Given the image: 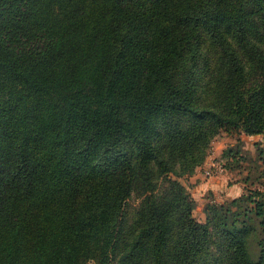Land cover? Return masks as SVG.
<instances>
[{
    "label": "trees",
    "instance_id": "1",
    "mask_svg": "<svg viewBox=\"0 0 264 264\" xmlns=\"http://www.w3.org/2000/svg\"><path fill=\"white\" fill-rule=\"evenodd\" d=\"M223 133L245 186L200 221L181 179ZM241 134L264 135V0H0V264H264Z\"/></svg>",
    "mask_w": 264,
    "mask_h": 264
},
{
    "label": "rangeland",
    "instance_id": "2",
    "mask_svg": "<svg viewBox=\"0 0 264 264\" xmlns=\"http://www.w3.org/2000/svg\"><path fill=\"white\" fill-rule=\"evenodd\" d=\"M239 138L242 141L243 150L245 153H247L248 158L254 161L257 170L262 171L264 173V168L262 166L263 164L261 163V160L259 159V156L257 154V149L260 148L264 150V135L244 136L243 134H241ZM236 144V136H230L225 133L221 134L212 142V148L210 151L211 158L213 159L212 161H218L224 164V162L220 159L221 152L229 147H234ZM242 165L243 166L234 171H230L225 168L222 173L217 174L214 177H217V179L215 180L219 182L220 188L222 186V190L225 189L227 192L228 190H230L232 194L240 193L243 191V187L245 186V184L243 183L242 179L247 175V169L245 167L248 166V162L246 161ZM260 184H255L253 188L256 189L258 188L257 186H259L260 189L264 190V177L260 179ZM132 203L135 204L136 201H133ZM198 210L199 209H197L196 212L197 217L200 214ZM87 264L94 263L88 262Z\"/></svg>",
    "mask_w": 264,
    "mask_h": 264
},
{
    "label": "crops",
    "instance_id": "3",
    "mask_svg": "<svg viewBox=\"0 0 264 264\" xmlns=\"http://www.w3.org/2000/svg\"><path fill=\"white\" fill-rule=\"evenodd\" d=\"M223 151L220 154V159ZM212 160L213 159L211 158V154H209L204 163V166L210 163ZM200 168L198 167L192 175L185 176L183 179H181V182L185 185L191 197L196 202V212L197 209H199L198 211L200 213L198 216V220L202 221L204 219L202 210L210 197H213L217 202H223L224 200L238 197L242 192L232 194L230 190H228V192L225 189L222 190V186L220 188L219 182L215 180L217 179V177L206 179L199 171Z\"/></svg>",
    "mask_w": 264,
    "mask_h": 264
},
{
    "label": "built area",
    "instance_id": "4",
    "mask_svg": "<svg viewBox=\"0 0 264 264\" xmlns=\"http://www.w3.org/2000/svg\"><path fill=\"white\" fill-rule=\"evenodd\" d=\"M224 170L225 168L222 163L218 161H211L205 166L203 164L199 171L206 179H208L215 177L217 174L222 173Z\"/></svg>",
    "mask_w": 264,
    "mask_h": 264
}]
</instances>
